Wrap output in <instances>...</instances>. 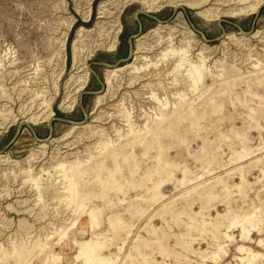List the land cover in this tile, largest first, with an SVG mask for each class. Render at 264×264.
I'll return each mask as SVG.
<instances>
[{
  "label": "rangeland",
  "instance_id": "1",
  "mask_svg": "<svg viewBox=\"0 0 264 264\" xmlns=\"http://www.w3.org/2000/svg\"><path fill=\"white\" fill-rule=\"evenodd\" d=\"M198 1L0 0V264H264V2Z\"/></svg>",
  "mask_w": 264,
  "mask_h": 264
},
{
  "label": "bare ground",
  "instance_id": "2",
  "mask_svg": "<svg viewBox=\"0 0 264 264\" xmlns=\"http://www.w3.org/2000/svg\"><path fill=\"white\" fill-rule=\"evenodd\" d=\"M213 0H199L197 4L193 5L192 7L195 9V10H200V9H203L204 7H207L208 5H211L210 2H212ZM233 1V3H232ZM213 2H217V6L218 7H221V8H225L226 5L227 7L228 6H231V5H234L235 7V10H230L227 14L230 18H237V17H249L250 15L254 14L255 12H257V10L259 9V7L263 4L264 0H219L218 1H213ZM215 3H213L212 6H214ZM220 9L218 8H208L200 13H198V16L200 18H202L204 21L206 22H211V21H214L213 19H218L219 15H220ZM258 32L252 37L250 38H256ZM228 38H225V40L227 41ZM229 41L233 40L231 38L228 39ZM182 55H184L182 53ZM261 55V54H260ZM174 57V56H173ZM184 62V59L181 57L180 60H179V65L178 66H181L182 63ZM177 66V65H176ZM113 68H116V67H113ZM121 70H123L122 68L121 69H117V70H114L112 71V73H117V72H120ZM191 77H194V76H191ZM190 77V78H191ZM196 77V75H195ZM197 81V80H196ZM199 81V80H198ZM192 89V88H191ZM193 90V89H192ZM195 90V89H194ZM22 94V93H21ZM20 96V95H19ZM3 97H5L3 95ZM2 98V97H1ZM9 98V97H8ZM6 99V98H5ZM11 99V98H10ZM34 100V99H33ZM182 100V99H181ZM9 101V100H8ZM16 101V100H15ZM45 102V101H44ZM7 103V102H6ZM10 104V103H9ZM14 104V103H13ZM12 105V104H11ZM46 106V105H45ZM47 107V106H46ZM40 108V107H38ZM23 109V108H22ZM29 109V108H28ZM21 111V110H20ZM25 112V111H24ZM29 112V111H28ZM19 113V112H18ZM22 113V112H21ZM18 115V114H17ZM25 114H23L22 116H24ZM30 115V113L28 114ZM32 115V114H31ZM21 116V117H22ZM27 116V115H26ZM35 116L36 113H35ZM40 116V115H39ZM43 117V116H41ZM28 118V117H27ZM30 118V117H29ZM20 119V118H19ZM23 119V118H21ZM38 121V120H37ZM37 121H36V125H37ZM42 121V120H41ZM31 122V121H30ZM29 122V123H30ZM40 123V122H39ZM44 123V122H43ZM136 133V132H135ZM30 157V156H29ZM1 158H4V156H0V159ZM31 158V157H30ZM35 159H33L34 161ZM74 188V187H73ZM46 189V188H45ZM36 190L38 193H40V188H38V186H36ZM74 191V190H72ZM74 194V193H72ZM11 196V193L9 190H6L4 191V194L2 195L1 192H0V201H3V200H9ZM75 197V196H74ZM74 201V200H73ZM71 204V203H70ZM10 208V207H8ZM38 216V215H37ZM37 219H41L39 217H37ZM20 246V245H19ZM93 250V249H92ZM40 251V250H39ZM17 252V251H16ZM101 261V260H100ZM103 262V261H102ZM87 264V262H86Z\"/></svg>",
  "mask_w": 264,
  "mask_h": 264
}]
</instances>
